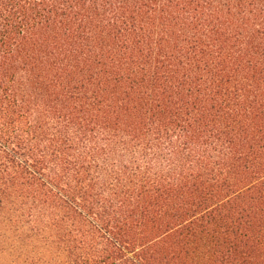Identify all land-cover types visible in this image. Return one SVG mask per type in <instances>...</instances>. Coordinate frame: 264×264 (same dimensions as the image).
<instances>
[{
  "label": "trees",
  "instance_id": "16d2710c",
  "mask_svg": "<svg viewBox=\"0 0 264 264\" xmlns=\"http://www.w3.org/2000/svg\"><path fill=\"white\" fill-rule=\"evenodd\" d=\"M0 264H264V0H0Z\"/></svg>",
  "mask_w": 264,
  "mask_h": 264
}]
</instances>
